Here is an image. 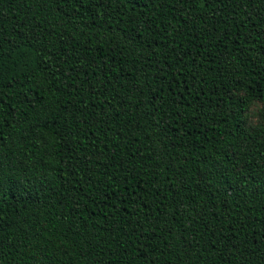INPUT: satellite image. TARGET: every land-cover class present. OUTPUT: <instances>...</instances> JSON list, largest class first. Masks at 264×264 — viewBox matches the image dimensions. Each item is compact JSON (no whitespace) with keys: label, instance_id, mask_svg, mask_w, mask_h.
<instances>
[{"label":"trees","instance_id":"obj_1","mask_svg":"<svg viewBox=\"0 0 264 264\" xmlns=\"http://www.w3.org/2000/svg\"><path fill=\"white\" fill-rule=\"evenodd\" d=\"M0 264H264V0H0Z\"/></svg>","mask_w":264,"mask_h":264},{"label":"rangeland","instance_id":"obj_2","mask_svg":"<svg viewBox=\"0 0 264 264\" xmlns=\"http://www.w3.org/2000/svg\"><path fill=\"white\" fill-rule=\"evenodd\" d=\"M258 108H259L258 104H255L249 107L248 114H247L249 123L254 124L257 121L258 117H257L256 111Z\"/></svg>","mask_w":264,"mask_h":264}]
</instances>
